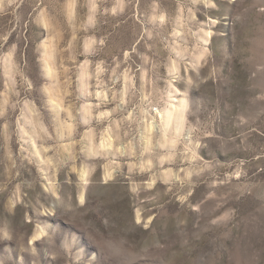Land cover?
<instances>
[{
  "label": "rangeland",
  "instance_id": "rangeland-1",
  "mask_svg": "<svg viewBox=\"0 0 264 264\" xmlns=\"http://www.w3.org/2000/svg\"><path fill=\"white\" fill-rule=\"evenodd\" d=\"M0 264H264V0H0Z\"/></svg>",
  "mask_w": 264,
  "mask_h": 264
}]
</instances>
